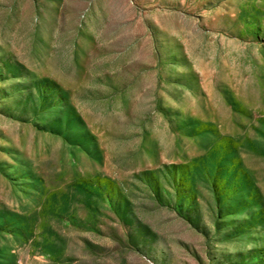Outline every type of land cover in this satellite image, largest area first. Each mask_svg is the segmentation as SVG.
<instances>
[{"label":"rangeland","instance_id":"374dc122","mask_svg":"<svg viewBox=\"0 0 264 264\" xmlns=\"http://www.w3.org/2000/svg\"><path fill=\"white\" fill-rule=\"evenodd\" d=\"M0 264H264V0H0Z\"/></svg>","mask_w":264,"mask_h":264}]
</instances>
